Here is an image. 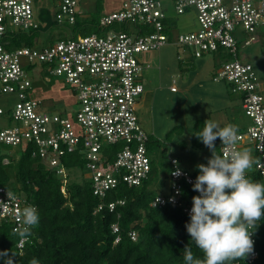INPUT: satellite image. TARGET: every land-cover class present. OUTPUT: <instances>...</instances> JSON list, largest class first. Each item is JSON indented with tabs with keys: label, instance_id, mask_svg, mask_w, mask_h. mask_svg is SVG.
Returning <instances> with one entry per match:
<instances>
[{
	"label": "built area",
	"instance_id": "1",
	"mask_svg": "<svg viewBox=\"0 0 264 264\" xmlns=\"http://www.w3.org/2000/svg\"><path fill=\"white\" fill-rule=\"evenodd\" d=\"M55 2L54 19L63 28L70 29L84 18L80 0ZM35 3L36 0H0V83L3 92L19 98L12 109L0 106L3 163H9L12 157L8 147L29 151L62 177V192L67 196L68 167L63 158L77 154L88 170L94 194L101 200L96 211L123 205L124 200L107 202L109 191L121 182L130 187L141 185L152 169L150 134L141 125L136 110L145 88L143 73L150 67L143 64L140 55L175 43L183 53L195 58L218 54L221 64L214 80H225L233 92L240 93L243 110L252 119L250 126L238 131L235 147L251 151L252 167L264 177V88L252 62L240 56V49L255 40L253 34L264 30V0H174L178 14L195 11L199 23L196 31L178 33L174 32V18L164 12L161 0H123L120 9L100 17L99 33L72 34L42 46H37L39 40L35 37L32 46L7 47L9 35H31L40 28L41 10ZM178 57L185 60L181 53ZM38 65L46 78L62 77L74 92L80 107L72 117L48 112L42 100L31 97V74L36 75ZM170 90L179 91L175 80ZM219 143L223 155L220 139ZM171 161L169 192L158 193L151 204L181 207L190 219L193 198L184 187L189 185L193 189L200 173L182 168L176 157ZM174 161L179 162L182 173L178 177L172 175L177 169ZM8 193L13 197L10 201ZM0 201L7 203L0 209V225H11L12 230L20 226L18 214L25 206L33 205L39 211L26 194L3 185ZM112 231L117 233L116 244L121 239L118 223L112 224ZM129 235L133 240L138 238L136 230H130ZM252 239L249 262L259 255L255 230ZM31 240L30 236L22 243L19 239V250L22 252Z\"/></svg>",
	"mask_w": 264,
	"mask_h": 264
},
{
	"label": "trees",
	"instance_id": "2",
	"mask_svg": "<svg viewBox=\"0 0 264 264\" xmlns=\"http://www.w3.org/2000/svg\"><path fill=\"white\" fill-rule=\"evenodd\" d=\"M100 17L101 10H97L92 19L94 30L101 31L98 26ZM40 21V28L31 35L11 34L5 45L32 46L36 36L55 27L50 10L40 12ZM195 128V134L203 129L199 130V122ZM192 142L198 147L204 145L196 135ZM158 143L157 139L150 136V154L159 146ZM216 150L221 155L219 138ZM161 157V169L151 158L150 175L141 185L130 187L121 182L109 191L105 200H124L123 205H117L114 210L105 206L96 211L101 200L93 192L91 178L71 177V172L77 170L85 173V163L77 154H68L63 158L68 167L67 196L62 192V177L34 158L29 151H24L18 159L11 157L7 164L3 163L1 156L0 185L30 197L38 205L40 221L33 227L32 240L22 252L18 248L19 237L13 235L11 225L1 224L0 252L7 251L15 264H29L33 258L40 264H185L183 251L190 245L194 256L204 259L203 252L196 247L187 232L186 224L190 223V219L183 208L171 205L154 207L151 204L159 193L154 188L156 180L162 173L168 176L173 169L172 158L167 160V148L162 150ZM193 173H200L197 166ZM248 178L264 182V177L253 167L248 171ZM184 191L191 198L197 196L189 185L184 187ZM113 223H118L121 229V239L116 244L117 233L112 231ZM132 229L137 231V240L129 235ZM254 230L258 257L249 262L248 255L246 259L235 260L231 264H264V217ZM6 259L0 258V264H5Z\"/></svg>",
	"mask_w": 264,
	"mask_h": 264
},
{
	"label": "rangeland",
	"instance_id": "3",
	"mask_svg": "<svg viewBox=\"0 0 264 264\" xmlns=\"http://www.w3.org/2000/svg\"><path fill=\"white\" fill-rule=\"evenodd\" d=\"M122 1L80 0V8L85 12L84 18L80 19L77 25L65 29L55 22V0H36V8H40L41 12L50 10L51 19L55 23L54 28L36 36L39 40L37 46L48 45L65 37L70 38L72 34L77 36L99 33L100 31L94 30L92 25L96 11L101 10V16L113 12L121 8ZM161 2L164 12L174 18V32H193L199 29L195 11L178 14L174 0ZM253 36L255 40L240 49V56L243 60L252 62L264 88V30L255 32ZM180 53L185 57L184 61L179 59ZM140 59L145 66L150 67L143 73L145 88L136 103V110L143 128L159 141V146L150 154L158 168L163 166L161 155L164 148H167L168 161L176 157L180 166L191 172L199 163L208 162L212 156L209 148L205 145L198 147L192 142L197 122L199 130L209 119L221 127L236 125L238 131L252 124V119L243 110L240 93L233 92L227 81L214 80L221 64L218 54L208 53L202 58H195L190 53H183L177 44L170 43L159 49L143 52ZM31 76V97L42 100L48 112H61L72 117L79 109L80 104L74 92L62 77L46 78L39 65L36 75ZM173 80L177 82L178 92L170 90ZM1 86L0 83V106L6 110L14 108L19 100L18 96L3 92ZM3 120L7 122V119ZM217 142L218 138L215 146ZM6 150L12 154V158H19L24 153L21 147H8ZM83 169L85 173L81 170L71 172L72 179L88 177V170L85 166ZM154 188L159 193L169 192V178L165 173L156 180Z\"/></svg>",
	"mask_w": 264,
	"mask_h": 264
},
{
	"label": "clouds",
	"instance_id": "4",
	"mask_svg": "<svg viewBox=\"0 0 264 264\" xmlns=\"http://www.w3.org/2000/svg\"><path fill=\"white\" fill-rule=\"evenodd\" d=\"M195 135L209 148L212 156L207 165H197L200 174L193 190L200 195L193 197L190 223L186 224L191 240L203 252L204 259L196 258L188 245L183 251L185 264H231L246 259L253 251V231L264 217V182L247 177L254 160L249 149H236L239 140L236 125L221 127L209 119ZM217 138L222 141L223 155L217 154ZM173 163L177 169L172 175L178 177L182 174L179 162ZM8 197L9 201L13 199L9 193ZM6 205L0 201V209ZM18 219L20 226L13 230V235L22 243L31 236L40 217L35 206L27 205L19 212ZM5 257V264H15L7 251L0 252V258ZM29 264L40 262L33 258Z\"/></svg>",
	"mask_w": 264,
	"mask_h": 264
}]
</instances>
